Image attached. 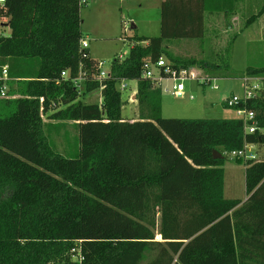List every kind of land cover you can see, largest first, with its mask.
Wrapping results in <instances>:
<instances>
[{"label":"trees","instance_id":"trees-1","mask_svg":"<svg viewBox=\"0 0 264 264\" xmlns=\"http://www.w3.org/2000/svg\"><path fill=\"white\" fill-rule=\"evenodd\" d=\"M239 1L162 0L161 34L137 37L109 77L86 82L85 92L105 85L101 108L79 100L72 81L81 66L92 74L100 63L81 49V0L0 4V66L10 77L0 97V264H264V161L236 159L246 164L247 197L224 194L227 153L264 147V86L234 107L255 111L259 129L247 133L238 117L162 116L161 87L142 75L144 61L163 56L222 72L210 59L167 53L165 43L203 38L208 13L230 15ZM263 14L264 2L246 24ZM245 75L264 77V66ZM124 78L137 80L139 120L122 116ZM48 111L78 122L74 156L51 147Z\"/></svg>","mask_w":264,"mask_h":264},{"label":"rangeland","instance_id":"rangeland-1","mask_svg":"<svg viewBox=\"0 0 264 264\" xmlns=\"http://www.w3.org/2000/svg\"><path fill=\"white\" fill-rule=\"evenodd\" d=\"M263 2L264 0L239 1L230 15L208 13L203 38L165 43L167 53L175 57L200 61L210 59L223 67L222 72H210L198 65L190 66L199 76L216 78L211 84L205 85L187 80L183 96L173 92L174 82L171 78H164L160 84L162 116L185 119L237 116L235 109L228 106V102L234 97L240 100L245 98L246 83L242 75L250 66H264V14L251 24H246ZM161 5V0H88V3L81 6L80 13L83 38L89 43L91 57L102 63L103 69L109 70L115 58L122 61L129 54L132 46L138 43L137 37L159 36ZM147 43L148 41L142 42L143 45ZM163 58L172 61L168 56ZM225 74L232 76L227 77ZM11 84V90L15 92L11 95L21 96L17 92L18 85ZM129 84L130 89L122 91V116L131 121L140 119L142 115L138 101H130L129 98L130 93L137 90V81L132 80ZM215 84L219 85V89L213 88ZM260 85L264 86V81H260ZM100 95V89L84 91L78 99L84 103L99 102ZM51 112L42 115L45 136L54 150L66 156H74L78 152V122L51 119ZM260 154H264V150ZM236 159L228 156L224 164L225 197L246 199V164L237 162ZM157 239H160L159 235Z\"/></svg>","mask_w":264,"mask_h":264},{"label":"built area","instance_id":"built-area-1","mask_svg":"<svg viewBox=\"0 0 264 264\" xmlns=\"http://www.w3.org/2000/svg\"><path fill=\"white\" fill-rule=\"evenodd\" d=\"M6 0H0V4H3ZM88 3V0H81V4ZM89 43L86 39L81 40V49H88ZM103 64L99 63V71L89 74L84 67H80V70L77 75H75L72 78V81L74 83V86L78 89L79 93H83L86 82L88 80H98L101 83L104 79L109 77V70H105L102 68ZM142 75L144 78L151 79L156 85L161 84V81L164 78H171L174 82L172 90L175 94L178 96L185 95L186 91V85L185 82L189 79L197 81L201 84H211L212 80L216 77L214 76H208L203 75L199 76L195 70L191 68H185V67H175V65L169 61H166L163 57H161L158 60H146L144 61L142 65ZM70 77V70H64L61 72V79L66 80ZM246 87H245V98L240 100L236 97H234L232 100H229L228 106L229 107H236L237 105L241 103H245L248 99L254 98L258 95L260 88L262 87L260 85V81H264V77L262 76H252V75H246L243 77ZM10 80V77L8 75V67L7 66H0V81L3 82L2 87L0 88V97H8V89L9 85L7 81ZM132 81V79H121L118 83L119 90H128L130 89L129 82ZM137 81V80H136ZM105 87L104 84L100 86L101 95L100 100L98 102L100 108L103 105V96H102V89ZM214 89H219V85L215 84L213 85ZM136 91V90H135ZM136 94V92H132L129 95L130 101H133V94ZM44 101V98H41V102ZM54 107H57L56 103H53ZM43 109V107H42ZM236 114L238 118L242 119L244 122L245 131L247 133H254L259 129L258 121L256 119V113L253 110H249L246 107H238L235 108ZM262 147L258 144L253 143H245V145L236 150L230 151L228 156L234 157L237 159H242L244 161L251 160L253 162H261L264 161V154H260L259 148ZM264 149V147H263ZM79 247H75L73 251H78Z\"/></svg>","mask_w":264,"mask_h":264},{"label":"crops","instance_id":"crops-1","mask_svg":"<svg viewBox=\"0 0 264 264\" xmlns=\"http://www.w3.org/2000/svg\"><path fill=\"white\" fill-rule=\"evenodd\" d=\"M136 1H140V0H136ZM159 1H160V0H159ZM161 2H162V0H161ZM133 27H136V24H133ZM2 31H3V33H5V35H9V34L11 33V29H10L9 26H7V23H6V22L4 23V25H3V27H2ZM134 92L137 93V90L134 91ZM132 98H133L135 101H137V98H136V94H135V93L133 94ZM61 107H64V106H61ZM135 120H139V119H135ZM135 120H131V121H135ZM259 150L261 151V150H264V149H263V147H260ZM242 163H243V162H242ZM245 169H246V168H245ZM224 194H225V186H224Z\"/></svg>","mask_w":264,"mask_h":264},{"label":"water","instance_id":"water-1","mask_svg":"<svg viewBox=\"0 0 264 264\" xmlns=\"http://www.w3.org/2000/svg\"><path fill=\"white\" fill-rule=\"evenodd\" d=\"M215 158H223V155L219 153L217 150L214 151Z\"/></svg>","mask_w":264,"mask_h":264}]
</instances>
